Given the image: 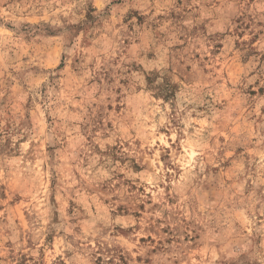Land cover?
<instances>
[{
  "label": "rangeland",
  "instance_id": "374dc122",
  "mask_svg": "<svg viewBox=\"0 0 264 264\" xmlns=\"http://www.w3.org/2000/svg\"><path fill=\"white\" fill-rule=\"evenodd\" d=\"M264 264V0H0V264Z\"/></svg>",
  "mask_w": 264,
  "mask_h": 264
},
{
  "label": "trees",
  "instance_id": "16d2710c",
  "mask_svg": "<svg viewBox=\"0 0 264 264\" xmlns=\"http://www.w3.org/2000/svg\"><path fill=\"white\" fill-rule=\"evenodd\" d=\"M109 263H111V260H110V261H108V263H107V264H109Z\"/></svg>",
  "mask_w": 264,
  "mask_h": 264
}]
</instances>
